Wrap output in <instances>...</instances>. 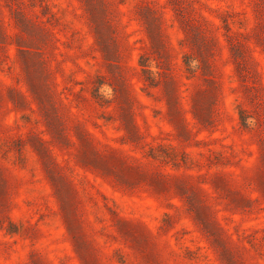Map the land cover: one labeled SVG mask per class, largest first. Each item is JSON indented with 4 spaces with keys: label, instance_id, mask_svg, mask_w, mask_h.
<instances>
[{
    "label": "rangeland",
    "instance_id": "rangeland-1",
    "mask_svg": "<svg viewBox=\"0 0 264 264\" xmlns=\"http://www.w3.org/2000/svg\"><path fill=\"white\" fill-rule=\"evenodd\" d=\"M0 264H264V0H0Z\"/></svg>",
    "mask_w": 264,
    "mask_h": 264
}]
</instances>
